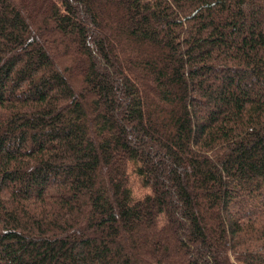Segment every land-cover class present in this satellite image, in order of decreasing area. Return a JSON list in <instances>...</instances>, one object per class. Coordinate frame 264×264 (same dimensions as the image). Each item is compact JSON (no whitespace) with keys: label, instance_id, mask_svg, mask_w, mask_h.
I'll use <instances>...</instances> for the list:
<instances>
[{"label":"trees","instance_id":"obj_1","mask_svg":"<svg viewBox=\"0 0 264 264\" xmlns=\"http://www.w3.org/2000/svg\"><path fill=\"white\" fill-rule=\"evenodd\" d=\"M0 264H264V0H0Z\"/></svg>","mask_w":264,"mask_h":264},{"label":"rangeland","instance_id":"obj_2","mask_svg":"<svg viewBox=\"0 0 264 264\" xmlns=\"http://www.w3.org/2000/svg\"><path fill=\"white\" fill-rule=\"evenodd\" d=\"M133 189H134V193H139V195L140 194H142L143 193V190L139 187V185L138 184H136V183H134V185H133Z\"/></svg>","mask_w":264,"mask_h":264}]
</instances>
